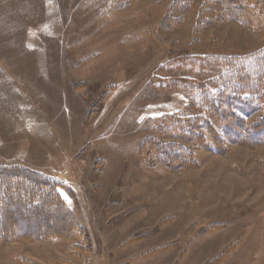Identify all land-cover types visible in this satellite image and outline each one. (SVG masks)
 Returning a JSON list of instances; mask_svg holds the SVG:
<instances>
[{
    "label": "rangeland",
    "instance_id": "rangeland-1",
    "mask_svg": "<svg viewBox=\"0 0 264 264\" xmlns=\"http://www.w3.org/2000/svg\"><path fill=\"white\" fill-rule=\"evenodd\" d=\"M174 1L0 0V163L57 181L76 225L0 240V264H264V143L185 126L223 71L205 58L251 55L264 29L195 32L205 0H183L161 32Z\"/></svg>",
    "mask_w": 264,
    "mask_h": 264
},
{
    "label": "trees",
    "instance_id": "trees-1",
    "mask_svg": "<svg viewBox=\"0 0 264 264\" xmlns=\"http://www.w3.org/2000/svg\"><path fill=\"white\" fill-rule=\"evenodd\" d=\"M181 2L183 0H175L171 4L159 31L168 32L184 24L183 15L173 17L187 11L185 2ZM229 22L250 31L264 29V0H205L197 12L195 32L222 27ZM205 59L222 67L223 71L207 82L213 92L198 100L206 118H188L185 126L202 125L213 145L219 139L229 144L251 139L264 143V47L245 57ZM244 112L258 116L253 123L246 124L245 118L241 121L236 116ZM199 141L202 142L203 137ZM153 145L148 139L141 152H149ZM179 151L183 154L188 149L180 147ZM58 186L57 181L40 172L0 163V240L8 243L44 241L67 236L76 230L71 213L60 205ZM54 216L58 218L56 222ZM46 221L51 229H45Z\"/></svg>",
    "mask_w": 264,
    "mask_h": 264
}]
</instances>
